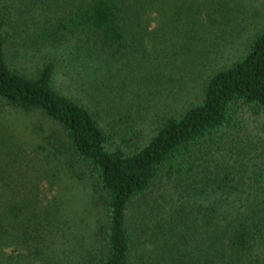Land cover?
<instances>
[{
  "label": "trees",
  "instance_id": "trees-1",
  "mask_svg": "<svg viewBox=\"0 0 264 264\" xmlns=\"http://www.w3.org/2000/svg\"><path fill=\"white\" fill-rule=\"evenodd\" d=\"M245 32L201 100L131 147L127 94ZM3 106L30 129L0 120V264H264V128L238 114L264 112V0H0Z\"/></svg>",
  "mask_w": 264,
  "mask_h": 264
},
{
  "label": "rangeland",
  "instance_id": "rangeland-1",
  "mask_svg": "<svg viewBox=\"0 0 264 264\" xmlns=\"http://www.w3.org/2000/svg\"><path fill=\"white\" fill-rule=\"evenodd\" d=\"M156 25V21L151 22V26L155 29ZM251 37L250 32H245L231 44L222 45L220 42L210 45L205 43L206 48L204 47V49L208 50L203 52L202 56L199 55V52L197 55L195 54L197 52L193 50L181 48L175 53L174 58L169 60L172 64L168 63L166 67L159 66V70L163 74L149 82L148 85L145 82L136 87L141 95L128 93L127 98L132 103L130 109L133 110L129 122V131L136 129L141 133L130 142L131 147L134 145L143 146L147 143L150 136L156 132L155 128L164 112H180L190 104L199 102L203 96L202 85L206 77L213 71L230 65L239 58L247 49ZM146 58L153 59V57L148 58L147 56ZM150 62L151 60L149 63L146 62V67L143 68L147 72L150 70ZM156 62L160 64L161 59L160 61L156 60ZM62 66L56 73L58 79L67 77V66ZM155 71H157V67ZM3 109L0 114L2 123L7 124L17 133L24 129H27L26 132H28L30 129L27 123L28 118L21 111L7 106H3ZM238 114L243 121V134L249 135L257 141L264 128V112L254 113L249 109L242 108ZM110 143L111 146L121 145L122 148H130V145L127 146L119 137H114ZM70 193L74 201L83 198L79 190Z\"/></svg>",
  "mask_w": 264,
  "mask_h": 264
}]
</instances>
